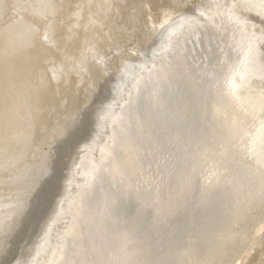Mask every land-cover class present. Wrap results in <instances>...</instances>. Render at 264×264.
Segmentation results:
<instances>
[{
	"label": "bare ground",
	"instance_id": "obj_1",
	"mask_svg": "<svg viewBox=\"0 0 264 264\" xmlns=\"http://www.w3.org/2000/svg\"><path fill=\"white\" fill-rule=\"evenodd\" d=\"M262 230L264 0H0V264H247Z\"/></svg>",
	"mask_w": 264,
	"mask_h": 264
},
{
	"label": "rangeland",
	"instance_id": "obj_2",
	"mask_svg": "<svg viewBox=\"0 0 264 264\" xmlns=\"http://www.w3.org/2000/svg\"><path fill=\"white\" fill-rule=\"evenodd\" d=\"M262 236L260 237V239H263V243L261 244V247L257 250V252H255L253 254V258H249L250 260H248L249 264H263L264 262V230H262ZM248 253V252H247ZM247 263V264H248Z\"/></svg>",
	"mask_w": 264,
	"mask_h": 264
}]
</instances>
